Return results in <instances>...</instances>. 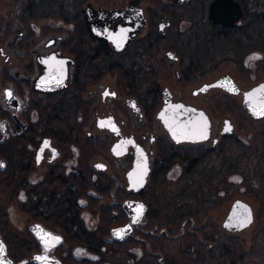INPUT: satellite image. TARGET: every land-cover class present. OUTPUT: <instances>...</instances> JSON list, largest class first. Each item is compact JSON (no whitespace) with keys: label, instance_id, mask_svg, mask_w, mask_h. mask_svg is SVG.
<instances>
[{"label":"flooded vegetation","instance_id":"af4514ba","mask_svg":"<svg viewBox=\"0 0 264 264\" xmlns=\"http://www.w3.org/2000/svg\"><path fill=\"white\" fill-rule=\"evenodd\" d=\"M0 1L4 3L0 4L2 6V8L0 7L2 27L0 32V119L8 120V122H2V128H0V140L8 136L7 140L0 143V163L5 168L4 171L0 170V177H7L13 174L14 176L25 178L14 189L15 191L18 190L16 195L18 210V201L24 202L26 200L23 184L39 185L46 182H54L58 174H60L69 178L66 181L67 189L72 186L70 183L72 180L78 179V177L86 179L89 176L88 171H90L96 185V190H94L96 192H92L93 199L89 197V192L83 195L80 194L76 198V212L88 232H97L104 210H108L113 215L123 212L127 222L126 213L115 202H123L130 198L139 197L148 203V219L152 207L143 197L147 188L138 196L119 185L120 182L126 185L125 178L121 176V171H124L126 176L127 171L132 167L137 149L145 150L149 155H152L154 151L156 152L155 159L151 165V182L154 171L160 165L158 149L161 144H165L168 149L171 148L181 152L204 149L207 153L212 150H214L212 152L217 153L215 150H217L218 144L228 140L225 138L232 139L231 137L222 136L224 126L222 121V125H216L219 127L217 131H214L213 139H219L215 148L212 140L200 146L188 143L175 144L157 119V114L162 108L164 91L173 93L176 103L184 102L191 107H203L207 112L211 113L214 121H219L226 115H232L231 113L219 112L220 110L216 108L218 102L233 100L238 102V99L243 98V92L248 90V86H243V84L255 85V83L238 79L232 73H222L214 77H208L203 82H197L198 84L193 85L189 90L192 101L184 98L182 90L177 87V81L185 83L186 81H183V77L196 79L195 74L200 67L197 61L189 59L185 53L180 56L177 50H173L174 47L170 46L172 41L169 43L168 40L169 33L174 29H176V37L179 38L181 36L179 24L183 20L190 18L189 10L196 0H154L155 7L153 6L152 8L145 7L149 0H126V2L121 3L117 2V0H87L80 13L78 12L76 15L80 16V20L76 22L71 19L70 23H66L73 28H69V26L65 28L49 27L43 29L44 31L41 30L42 35L38 36H35L34 27L29 25L26 27L22 22L23 15L29 9V6L25 8L21 6L20 1L23 0ZM5 1H7V7L5 6ZM214 1L210 0L206 5L202 0L203 6L201 5V11L203 10L207 13L211 32L214 35H217L219 31L225 34L226 32L232 34L246 18L247 10L244 0H235L242 7L243 18L232 28H227L222 24L209 20L210 6ZM103 11L110 13L108 15ZM16 15H18V20L25 29V33L22 34L21 32L20 34V37L23 36L22 39H19V34L16 33L13 24L16 20ZM92 19L93 33L88 28V21L92 22ZM162 24H164V28L159 31V26ZM100 25L104 27L110 25L114 31H117L122 26L125 31L119 35L113 33L115 39H111L108 38V35L104 36L105 34L99 30ZM126 35L127 37L128 35H133L134 40L125 49L121 50ZM166 44H168V47ZM164 45L166 47L162 48ZM160 46L161 49H157ZM139 48L151 58L156 56V61L163 65L171 75L168 81L160 80L154 82L157 85L153 92L157 90L156 92L158 93L149 92L146 97L137 96L131 92L136 72L130 70L132 66L129 67L127 61L124 60L134 50ZM58 51H61L64 57L74 59L75 67L63 62H55L54 58L57 57L56 52ZM154 52L155 55H153ZM52 55L53 58H51ZM187 62L189 63L188 65L186 64ZM53 66L58 67L57 72L61 76L64 75L67 69H70L71 74L74 72L72 85L68 91L57 94H45L43 89L38 87L40 83L35 84L34 81L40 75V70H45L43 71L45 73L47 68ZM123 68H126L127 71H119V69ZM189 68L194 70L189 71L191 76L186 74V69ZM146 75L147 77L144 76L148 82L158 78L156 71H148ZM124 76L133 78V81L124 82ZM216 82L222 83L223 86H213L212 84ZM132 83L133 85H131ZM59 86L60 84L57 87ZM209 86L211 87L209 88ZM232 90H237L238 92L233 93ZM9 93L11 94L10 96ZM131 100L135 101L141 109V113L139 109L137 113L132 110L128 103ZM208 102H214L211 109L215 111L216 117H214L213 111L208 110L204 106ZM101 122H105V126L101 127ZM67 128H69L68 133L65 131ZM113 128L116 130L114 131ZM24 129L25 132L19 135ZM88 149L92 150L90 153H93V157L89 161ZM116 150H123L125 153L121 157H117L114 155ZM177 161L172 163L167 169L166 166H163V169L166 171L176 163L181 164ZM194 169H190L187 166V170L193 171ZM97 190H108V194L105 196ZM113 190L116 191V201H113L112 198ZM121 193L124 196H121ZM238 199L231 200L232 202L228 204L223 216L221 214L207 215L203 221L213 223V226L217 225L220 228H217L220 233L219 237L226 240L227 244L231 243L234 238L249 237L247 229L234 231L223 227L231 213L234 202ZM103 200H105L106 204H104ZM117 208H120V210ZM20 212L26 219L25 227L18 229L21 233H26V237L30 235L34 239L29 232V226L32 222H40L51 231L63 235L64 244L58 247L55 252L62 262L63 259L59 256L62 253L67 255L71 252L74 257L81 260L89 259L82 257V254H102L109 249L105 245H100V241L96 240L97 237L90 245L71 248V244L68 242L69 235L65 234L63 228L50 227L43 220L36 219L27 212ZM87 212H91L97 220L96 228L93 230L88 228L86 221ZM9 213L0 216L3 223L6 220H9V223L12 222ZM191 219L195 221V226L192 230H190ZM2 222H0V232L9 245L8 239L3 233L6 231L9 234L12 231L10 226H5L4 228L1 224ZM180 222V232L172 234V236L180 234L182 225L186 222L184 235L188 233L193 240L196 239L200 242V237L203 243L215 244L208 239L211 237L207 235L204 228H198L202 224L198 223L192 215L182 218ZM148 224L143 227L146 231L152 230L148 228ZM134 235H139L143 238V236L148 234L136 229ZM129 240L134 241L129 237L123 243L129 242ZM102 242L106 244L105 239ZM115 243L120 244V242H114L112 245L107 246H113ZM136 243L145 247L143 243ZM36 244L38 250L32 253L41 251L38 243ZM209 245H207V248ZM113 249L116 250L115 248ZM31 254L27 257H30ZM23 258L26 257L21 259ZM21 259H16V261ZM155 260L159 264L158 258H155ZM167 262L165 256V263ZM241 263L238 261L237 264ZM101 264L106 263L102 262Z\"/></svg>","mask_w":264,"mask_h":264},{"label":"rangeland","instance_id":"374dc122","mask_svg":"<svg viewBox=\"0 0 264 264\" xmlns=\"http://www.w3.org/2000/svg\"><path fill=\"white\" fill-rule=\"evenodd\" d=\"M86 1L29 0L31 13L38 16V19H27V15L24 14L23 18L21 17L22 22L26 27L29 25L35 28V36L42 35L41 30L44 31L43 29L49 27L65 28L69 26L66 23H70L71 19H74L78 12L80 13ZM118 1L119 3L126 2V0ZM203 1L207 5L210 0ZM0 4L4 3L0 1ZM244 4L247 10L246 18L228 39L219 40L211 32L207 13L201 11L202 0H196L192 4L189 10L190 18L179 24L181 36L176 37V29L169 33L168 42L172 41L170 44L174 47L172 49L177 50L180 56L185 53L189 59L197 61L200 67L195 74L196 79L185 83L177 81V87L182 90L185 99L192 101L189 90L193 85L198 84L197 82L201 83L208 77L222 73H232L240 80L255 84L264 82V68L262 67L264 46H261L257 40V35L264 33V0H244ZM5 6L7 7V1H5ZM153 6L155 7L154 0H149L145 4L146 8ZM0 7L2 8L1 5ZM69 28L73 27L69 26ZM1 30L0 22V32ZM166 45L168 47V44ZM165 47V45L162 46V48ZM157 49H161V46ZM140 50V48L134 50L124 60L127 61L129 67L132 66L130 70L136 72L131 92L137 96L146 97L149 92L155 90L157 84L154 82L168 81L171 75L163 65L156 61V56L151 58ZM148 71H156L158 78L148 82L146 80ZM213 103L208 102L204 106L213 111L211 109ZM212 113L216 117L215 111ZM251 122L263 128L264 131V119L257 121L252 119ZM63 128L65 129V127ZM69 128L65 130L66 133ZM259 130H243V132L238 130L236 138L229 141L221 153H212L193 171L187 170V164L176 163L169 170L163 172L150 192L154 202L147 200L151 204L153 214L157 217V224L179 226L182 218L195 214L203 207L210 208L209 210L212 212L209 215L221 214L223 216L228 204L235 198H239L253 207L259 228L264 229V219L261 220L263 214L259 211L263 201L254 196L256 194L264 199V139L259 142L254 141ZM92 157L93 153L88 161ZM22 180L25 178L13 174L0 177V216L10 212L12 220L10 223L9 220L3 223L0 219V222L4 228L10 226L12 232L9 234L2 228L5 231L3 234L10 242H14V236H17V240L28 241L26 233H21L18 229L25 227L26 217L17 209L16 191L14 190ZM103 202L106 204L105 200ZM208 212L207 209L202 222ZM86 221L89 229L96 228L97 220L91 212H87ZM212 224L206 225L205 232L209 237L217 238L220 246L210 255L211 264H228L229 258L223 254L222 250L223 240ZM158 225L155 226V229H158ZM255 226L256 223L247 229L248 234H251ZM188 240H166L164 242L169 251H162V253L166 256L169 264H195V261L200 259L201 252L194 247L195 243L192 239ZM18 247L20 250V243H18ZM12 249V256L14 257V253L16 259H21V255H18L19 253L14 250V247ZM256 254L257 260H253V262H260L259 257H264V244L261 250L252 254L251 258ZM64 255L62 253L59 256L63 259ZM81 256L95 261L101 259L106 264H155L145 256L144 249L140 245H133L128 250L107 249L102 254H82Z\"/></svg>","mask_w":264,"mask_h":264},{"label":"water","instance_id":"95a60500","mask_svg":"<svg viewBox=\"0 0 264 264\" xmlns=\"http://www.w3.org/2000/svg\"><path fill=\"white\" fill-rule=\"evenodd\" d=\"M20 2L23 8L27 6L26 0ZM105 13L108 14L110 12ZM209 13V20L213 21L214 23L222 24L227 28L234 27L235 24L243 18L242 7L235 0H215L210 6ZM85 19L87 23V16ZM13 24L15 26L16 33L19 34V39H22L23 36L20 37V34L21 32L22 34H24L25 29L21 22L18 20V15H16V20L13 22ZM88 25L87 26L89 30L93 33V19L92 22L88 21ZM163 28L164 24L160 25L159 31H162ZM99 30L103 34H105L104 36L108 35V38L115 39L113 33H116V35H119L120 33L122 34V32L125 31V28L120 26L117 31H114V29L110 27V25H107L105 27L100 25ZM133 40V35H128V37L126 35L124 43L121 46V50L130 45ZM62 54L63 53L61 51L56 52L57 57L54 58V61L63 62L69 66L72 65L73 67H75L74 59L64 57ZM53 55L51 58H53ZM43 71L45 70H40V75L36 77L35 81H33L36 85L40 83L38 87L42 88L45 94H57L66 92L71 88L74 72H72L71 74L70 69H67L62 76L58 74L59 72H57V66L47 68L45 73ZM53 71H56L57 73ZM59 84L60 86L57 87ZM212 85L223 86V84L219 82H216ZM245 85L248 86V90L243 92L244 96L242 99H238L239 106H241L252 119H263L264 82L257 83L255 85L243 84V86ZM210 87L211 86H209V88ZM232 92L235 93L238 91L232 90ZM128 103L134 112L137 113L139 109L141 113V109L138 107L134 100H131ZM157 119L162 124V127L165 130L166 134L175 144L188 143L200 146L203 143L212 140L214 144L213 146L215 148L219 139H213L214 131H217L218 127L221 126L223 122V137H233L236 134V121L232 116L226 115L223 117V119L214 121L212 119L211 113L207 112L203 107H191L184 102L176 103L174 101L173 93H171L170 91H164L163 93L162 108L157 114ZM2 122H8V120L0 119V128H2ZM226 129L228 130L226 131ZM24 132L25 129L21 133H19V135H22ZM7 139L8 136H5L2 140H0V143H3ZM116 151L114 152V155L117 157H121L125 153L123 152V150ZM155 156V151L152 153V155H149L145 150L137 149L135 152V158L133 159L132 167L127 171L126 176L124 174V171L120 170L121 176L124 177L126 181V185L120 182V187L128 189L135 195H141L150 182V178L152 175L151 165L153 164ZM4 169L5 168H3L0 163V170L4 171ZM112 198L113 201H116L115 190L112 191ZM115 203L122 207L123 211L126 213L128 221L123 225L111 229L110 235L105 238L106 244L112 245L114 242L123 243L126 242L130 237L136 242L145 244L146 252L151 257L158 258L159 264H165V256L161 252H153L150 243L146 239L141 238L139 235H134V232L136 229H138L146 234H151L155 237L165 235L167 238L175 239L184 235L186 222L182 225L181 233L174 236L170 235L169 231L166 228L161 229L159 232H155L154 230L146 231L143 229V227L148 224V203H146L139 197L130 198L123 202ZM140 205L143 206L142 213L138 208V206ZM227 221L225 222L223 227H227L226 229L229 230L240 231L250 228L255 221L254 209L248 203L238 199L234 202ZM194 226L195 221L191 219L190 230H192ZM202 227L203 225H200L198 228ZM29 232L33 235L36 243H38V245L40 246L41 251L32 253L30 257H26L19 261H16L12 257L8 244L6 243L0 232V245H2V251H0V264H63L62 260L55 254L56 249L64 244L63 235L51 231L40 222H32L29 226ZM117 233H119V235ZM56 238L59 239L57 240ZM199 240H201L200 237ZM204 244H208V242H204ZM211 247L212 244L209 245V248ZM38 257H40L41 259H37ZM241 264H250V262L245 261Z\"/></svg>","mask_w":264,"mask_h":264},{"label":"trees","instance_id":"16d2710c","mask_svg":"<svg viewBox=\"0 0 264 264\" xmlns=\"http://www.w3.org/2000/svg\"><path fill=\"white\" fill-rule=\"evenodd\" d=\"M27 1V6H29V9L26 13L27 19H38V16H35L31 13V4ZM30 4V5H29ZM80 20V16H76L74 18V21L78 22ZM213 31H215L213 29ZM213 33V32H212ZM211 33V34H212ZM230 33L226 34L224 32H217V35L215 34V37L219 40H225L230 37ZM257 40L261 43V46H264V33H260L257 35ZM246 41V40H244ZM187 65L189 64L188 62L186 63ZM264 68V64L262 66ZM186 74L191 76L190 70L194 71L193 69L189 68L186 69ZM119 71L126 72L127 69H119ZM186 78V79H185ZM248 78V77H247ZM132 80L133 78H126L124 76V82ZM193 79H190L188 77H183V81H192ZM133 85V83L131 84ZM157 91V90H156ZM153 92L158 93V92ZM234 101V102H233ZM233 101H220L218 102L216 108L217 110H222L221 112L223 113H231L233 116L234 120L236 121V134L235 136L231 137L232 139L236 138L238 130L243 132V130H257L254 141L259 142L264 139V131L263 128H260L259 126L253 124L251 122L252 118L243 110L241 106H239L238 102L235 100ZM249 117V118H248ZM254 120V119H253ZM257 121V120H256ZM57 123H59L57 121ZM244 126H246L244 128ZM239 128V129H237ZM247 128V129H246ZM228 140H225L222 144L217 145V153H221L222 150L224 149L225 145L231 141L232 139L230 138H225ZM224 140V139H223ZM222 140V141H223ZM227 141V142H226ZM160 148L158 149V161L160 163L159 167L154 171L153 177L151 182L149 183L147 190L144 192L143 197L151 202H154V199L151 197L150 192L155 185L157 179L159 176H161L162 172L165 171L163 169V166L169 167L172 163L177 162L181 163L182 165L187 164L190 169H194L200 165V163L209 155H211L212 150L210 153H207L204 151V149H200L199 151H191V152H181V151H175L171 148H167L165 144H161L159 146ZM88 158L91 157L90 152L92 150L88 149ZM163 169V171H162ZM89 176L85 178H79L72 180L70 182L72 186L70 188L66 189V181L69 179L65 177L64 175L58 174L56 178V182H46L42 183L39 185H32L29 183L23 184V189L26 192V200L24 202L18 201V208L20 211L27 212L30 216L43 220L48 226L50 227H60L64 229L65 234L68 236V242L71 244L72 247H77V246H86L90 245L91 242L94 241L95 237L96 240L100 241V245H105L109 249L115 248L116 250H128L131 246L133 245H140L134 241L129 240L127 243H115L113 246H107V244L103 243L102 240L105 239L111 228L114 226L120 225L124 222H126L125 215L123 212H120L119 214L113 215L111 212L108 210L103 211V215L101 216L100 223L97 227V232H88V230L85 228L84 224L82 223L79 214L76 212V198L83 194H87L89 192V197L93 199L92 192H96V185L91 177V172L88 171ZM233 187V186H232ZM102 192L105 196L108 194V190H97ZM18 194V190H16L15 195ZM100 194V193H99ZM121 196H124L123 193L120 194ZM258 200L263 201L261 204V207L259 211L263 214L261 217V220L264 219V199L262 196H258L254 194ZM17 197V196H16ZM122 198V197H121ZM120 210V208H117ZM208 209L210 212V208H202L192 216L195 217L198 223H201L203 225L202 228L206 230L207 226L211 223L208 222H202L203 216H205V212ZM209 212L206 213V216L209 215ZM154 212H150L148 216L149 220V226L148 228H151L155 232H159L161 229L166 228L170 235L172 234H177L180 232V227L179 226H168V225H158L157 223V217L153 214ZM158 225V229H155V226ZM214 228L218 231L217 228H219L217 225L214 226ZM220 229V228H219ZM77 235H73V234ZM191 237V236H190ZM189 234L186 233L185 235L175 238V239H170L167 238L165 235H162L160 237H155L150 234L143 236L151 245L152 251L153 252H168L169 249L164 245V242L166 240H174V241H179V240H185V239H192L190 238ZM14 242L9 243V250L12 253V248L14 247V250L18 252V255H21L20 257H27L29 256L33 251L38 250V246L35 242V240L29 235L28 241L20 239L17 240V237H14ZM188 240V241H189ZM210 241L214 242L212 248L209 249L207 248V245L209 244H204L202 239L197 241L196 239L193 240L195 243V247L197 248L198 251L201 252L200 259L195 261V264H211L212 259H210V255L216 250L218 246H220V243L217 242V238H210ZM223 240V254L229 258L228 264H237L238 261L244 262V261H249L250 264H264V257H259L261 260L260 262L254 261L257 260V254L256 256L252 257V254L257 251L261 250L264 244V229L259 228L258 225V220L256 217V226L249 234L248 238H241L238 237V239L234 238L231 243L227 244L226 240ZM18 243L21 244V248L19 250ZM188 243V242H187ZM142 245V244H141ZM250 245V246H249ZM145 256L151 260L154 261L155 264H157L155 258H151L149 254L146 252V249L144 245H142ZM163 254V253H162ZM14 258H16V255L13 253ZM164 255V254H163ZM241 257V258H240ZM240 258V260H239ZM168 261V260H167ZM64 264H101L104 262V260H90V259H77L74 257V255L70 252L67 255H64L63 258ZM165 264H169V261Z\"/></svg>","mask_w":264,"mask_h":264},{"label":"snow or ice","instance_id":"6c2138e0","mask_svg":"<svg viewBox=\"0 0 264 264\" xmlns=\"http://www.w3.org/2000/svg\"><path fill=\"white\" fill-rule=\"evenodd\" d=\"M11 94L9 93V96H10ZM179 107V106H178ZM103 126H105V122H101V127H103ZM113 130L115 131L116 129L115 128H113ZM228 129H226V131H227ZM129 143H131V141H129ZM46 146H47V142H46ZM138 208L140 209V212L142 213V209H143V206L142 205H140V206H138ZM135 222V221H134ZM118 235H119V233H117ZM57 240L59 239V238H56ZM0 251H2V245H0ZM37 259H41L40 257H38Z\"/></svg>","mask_w":264,"mask_h":264}]
</instances>
